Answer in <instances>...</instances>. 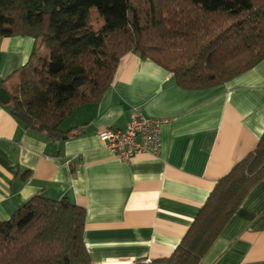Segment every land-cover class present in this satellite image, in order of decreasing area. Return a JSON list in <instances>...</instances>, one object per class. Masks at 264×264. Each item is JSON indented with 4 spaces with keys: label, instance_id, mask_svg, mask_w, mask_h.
Here are the masks:
<instances>
[{
    "label": "crops",
    "instance_id": "0c3cea01",
    "mask_svg": "<svg viewBox=\"0 0 264 264\" xmlns=\"http://www.w3.org/2000/svg\"><path fill=\"white\" fill-rule=\"evenodd\" d=\"M36 46L28 35L0 36V81ZM134 112L166 120L161 146L156 156L124 161L98 133L124 128ZM60 128L71 131L50 139L24 128L0 102V220L33 195L64 197L85 209L83 240L93 264L167 257L218 179L264 131V58L221 84L189 90L154 61L126 52L99 100L76 106ZM197 264H264V177Z\"/></svg>",
    "mask_w": 264,
    "mask_h": 264
},
{
    "label": "trees",
    "instance_id": "16d2710c",
    "mask_svg": "<svg viewBox=\"0 0 264 264\" xmlns=\"http://www.w3.org/2000/svg\"><path fill=\"white\" fill-rule=\"evenodd\" d=\"M92 5L102 18L96 29L88 25ZM16 34L37 46L0 81L6 106L24 128L59 139L71 131L60 123L99 100L126 52L154 61L189 90L254 66L264 58V0H0V36ZM262 177L264 131L218 179L171 254L134 264H197ZM84 221L85 209L66 198L33 195L0 220V264H93Z\"/></svg>",
    "mask_w": 264,
    "mask_h": 264
},
{
    "label": "built area",
    "instance_id": "2783aa9c",
    "mask_svg": "<svg viewBox=\"0 0 264 264\" xmlns=\"http://www.w3.org/2000/svg\"><path fill=\"white\" fill-rule=\"evenodd\" d=\"M165 121L134 112L124 128L100 130L98 140L105 149L124 161L143 152L156 156L161 146V124Z\"/></svg>",
    "mask_w": 264,
    "mask_h": 264
},
{
    "label": "rangeland",
    "instance_id": "374dc122",
    "mask_svg": "<svg viewBox=\"0 0 264 264\" xmlns=\"http://www.w3.org/2000/svg\"><path fill=\"white\" fill-rule=\"evenodd\" d=\"M102 24L101 15L98 13L96 7L94 5L91 6L89 12V20L88 25L92 29L98 28Z\"/></svg>",
    "mask_w": 264,
    "mask_h": 264
},
{
    "label": "water",
    "instance_id": "95a60500",
    "mask_svg": "<svg viewBox=\"0 0 264 264\" xmlns=\"http://www.w3.org/2000/svg\"><path fill=\"white\" fill-rule=\"evenodd\" d=\"M9 99L10 98H9L7 91L2 86H0V102L2 104H7L9 102Z\"/></svg>",
    "mask_w": 264,
    "mask_h": 264
},
{
    "label": "bare ground",
    "instance_id": "6f19581e",
    "mask_svg": "<svg viewBox=\"0 0 264 264\" xmlns=\"http://www.w3.org/2000/svg\"><path fill=\"white\" fill-rule=\"evenodd\" d=\"M102 264H122V263H118V262H105V263H102Z\"/></svg>",
    "mask_w": 264,
    "mask_h": 264
}]
</instances>
